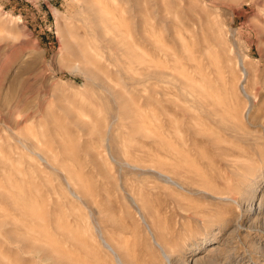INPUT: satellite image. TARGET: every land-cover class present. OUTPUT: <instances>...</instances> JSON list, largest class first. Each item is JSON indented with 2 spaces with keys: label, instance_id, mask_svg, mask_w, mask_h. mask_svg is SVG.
I'll return each instance as SVG.
<instances>
[{
  "label": "rangeland",
  "instance_id": "obj_1",
  "mask_svg": "<svg viewBox=\"0 0 264 264\" xmlns=\"http://www.w3.org/2000/svg\"><path fill=\"white\" fill-rule=\"evenodd\" d=\"M117 258L264 264V0H0V264Z\"/></svg>",
  "mask_w": 264,
  "mask_h": 264
},
{
  "label": "bare ground",
  "instance_id": "obj_2",
  "mask_svg": "<svg viewBox=\"0 0 264 264\" xmlns=\"http://www.w3.org/2000/svg\"><path fill=\"white\" fill-rule=\"evenodd\" d=\"M89 3H90V2H89ZM89 3H88V4H89ZM83 4H84V3H83ZM82 7H83V6H82ZM84 7H85V5H84ZM84 7H83V8H84ZM85 11H86V10H85ZM93 11H95V10H93ZM89 12H90V11H89ZM89 12H88V13H89ZM86 13H87V12H86ZM95 13H96V12H95ZM92 14H94V13H92ZM89 15H91V14H89ZM96 15H97V14H96ZM91 16H92V15H91ZM89 17H90V16H89ZM96 17H97V16H96ZM91 18H92V17H91ZM91 18H89V19H91ZM97 18H99V17H97ZM94 19H96V18H94ZM84 21H86V20H84ZM90 21H91V20H90ZM97 21H98V20H97ZM95 22H96V21H95ZM81 23L84 24V23H83V19H82ZM88 23H89V22H88ZM93 24H94V23H93ZM97 24H98V23H97ZM76 26H77V25H76ZM80 26H81V27H80V31L82 32V34H83V36H84V44H85L84 47L87 48V46H88V49H89V48L91 49V47H90V46H91V43H89V39H88V38H89L88 36H89L90 34H89V30H87V27H86V26H88V25H87V23H86L85 25H80ZM89 26H90V25H89ZM94 26H95V25H94ZM98 26H99V25H98ZM110 27H111V26H110ZM91 28H92V27H91ZM97 28H98V27H97ZM100 28H101V27H100ZM95 29H96V27H95ZM108 29H109V28H108ZM112 29H113V27H112ZM99 30H100V29H99ZM113 30H114V29H113ZM90 31H91V30H90ZM95 31H97V30H95ZM70 32H71V31H70ZM100 32H101V30H100ZM94 33H95V32H94ZM98 33H99V32H98ZM108 34H109V33H108ZM112 34H113V32H112ZM102 35H103V34H102ZM102 35H101V37L104 36V35H103V36H102ZM105 35H106V34H105ZM96 36H97V35H96ZM112 36H113V35H112ZM93 37H94V36H93ZM106 37H109V36L107 35ZM106 37H105V39H106ZM74 38H75V37H74ZM97 38H99V37H97ZM77 39H78V41H79V39H81V38H78V37H77ZM94 39H95V38H94ZM100 39H102V38H99V40H100ZM111 39H112V38H111ZM73 40H74V39H73ZM92 40H93V39H92ZM102 40H103V39H102ZM107 40H108V39H107ZM107 40H106V42H107ZM90 41H91V40H90ZM94 41H96V40H94ZM103 41L105 42V40H103ZM112 41H116V40L113 39ZM73 42H74V41H73ZM80 42H81V40H80ZM104 42H103V43H104ZM108 42H109V40H108ZM118 42H119V41H118ZM74 43H75V42H74ZM98 43H99V42H98ZM112 43H113V42H112ZM82 44H83V41H82ZM86 44H87V45H86ZM100 44H102V43H100ZM93 45H94V44H93ZM114 45H115V44H114ZM111 46H112V45H111ZM109 47H110V46H109ZM86 48H85V49H86ZM72 49H73V48H72ZM72 49H71V50H72ZM74 49H75V55H76L79 59L82 58V59L84 60V59H85V53H86V51H85V53H83V51L80 49V46H79L78 44L74 46ZM83 49H84V48H83ZM85 49H84V50H85ZM113 49H114V48H113ZM71 50H70V51H71ZM88 51H89V50H88ZM106 51H107V50H106ZM112 52H113V51H112ZM118 52H119V51H118ZM72 54H73V53H72ZM87 54H89V52H88ZM111 54H112V53H111ZM87 56H88V55H87ZM87 56H86V57H87ZM94 56H95V55H94ZM109 56H110V55H109ZM75 59H76V58H75ZM89 60H90V59H89ZM89 60L86 58V59H85V62H86L85 64H90ZM96 60H97V59H96ZM79 63H80V62H79ZM74 64H75V63H74ZM74 64H73V65H74ZM129 64H130V63H129ZM78 66H79V65H78ZM94 67H95V66H94ZM243 67H244V66H243ZM81 68H82V67H81ZM89 68H90V67H89ZM244 68H245V67H244ZM92 74H93V73H92ZM94 79H95V78H94ZM242 90H243V92L246 94V90H245V88H243V86H242ZM246 95H247V94H246ZM169 180H170V179H169ZM172 181H173V180H172ZM104 243L106 244V246L108 247V249H109L110 251H112V252L115 254V256H116V255H117V252H115V251L113 250V248L111 247V245H110L107 241H105V240H104ZM158 246L161 248V250H163V248H162L160 245H158ZM163 252L165 253L164 250H163ZM165 255H166V254H165ZM117 259H118V261H119V264H123L122 261H121V259H119V258H117ZM53 263H54V262H53Z\"/></svg>",
  "mask_w": 264,
  "mask_h": 264
}]
</instances>
